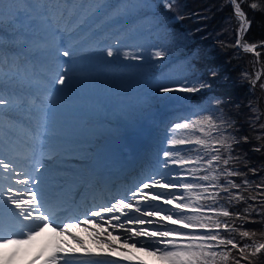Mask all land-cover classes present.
<instances>
[{
	"label": "snow or ice",
	"instance_id": "obj_1",
	"mask_svg": "<svg viewBox=\"0 0 264 264\" xmlns=\"http://www.w3.org/2000/svg\"><path fill=\"white\" fill-rule=\"evenodd\" d=\"M228 2L239 21L235 46L253 53L259 63L261 52L257 47H264V41L257 45L241 39L251 25L242 8L245 0ZM173 3L174 0H164V7L171 9ZM98 6L99 0H0V40L5 38V23L14 29L12 39L23 36L25 40L28 38L23 31L25 23L28 27H33L38 21L48 25L56 70L45 91L54 95L71 86L77 59L75 47L63 39L58 17L62 19L69 13L85 9L92 11ZM112 7L116 8L117 15L123 14L129 8L128 0H121ZM249 7L262 9L256 2L250 3ZM16 24L21 28L15 29ZM78 27L82 28L83 24ZM135 47L123 45L118 39L115 45L100 48L99 55L109 62L123 58L148 63L143 51H137ZM2 48L0 44V50ZM122 48L127 50L122 51ZM164 56L163 49L151 53V57L156 59ZM60 57L68 59L61 61ZM244 75L255 87L262 72L256 71L254 77L247 73ZM56 85L62 87L56 88ZM210 87V83L197 77L175 87L160 84L156 92L164 96L191 94ZM260 87L264 89V83ZM221 103V100H215L212 114L197 116L195 120L184 117L181 118L183 122L171 124L167 130V147L162 153L161 170L154 171L134 188L127 189L107 203L85 208L81 216H69L64 214V205L69 199L75 203L80 194L79 190L72 193L69 187L77 181L66 173H74V170L55 163L61 157L56 147L48 143L47 113L51 106L45 108L43 100L32 101L29 111L36 114V121L30 136V154L21 162L11 152L5 153L0 148V264H17L26 246L46 229L78 239L69 228L90 223L100 229L96 239L107 243L112 252L120 249L107 236L116 232L114 240L119 241L123 237V242H131V247L139 244L156 256L159 264H254L255 258L264 254V232L257 238L255 231L244 228V223L256 222L250 219L248 210L253 209V205L249 204L244 213L230 211V208L234 203L245 201L243 192H254L247 200L258 202L264 208V177H260L258 183L250 181L247 172L235 166L242 157L233 155L234 145L246 144L249 138L243 136L238 139L231 131L235 127L233 122L223 115H214L220 111ZM11 105L12 101L0 95V114ZM251 111L255 114L251 126L255 128L264 113L255 107ZM259 128L262 131L256 140L264 141V123H259ZM262 149L264 143L255 146L253 151L261 152ZM248 171L253 176L258 175L256 167H250ZM234 177L243 179L237 183ZM256 214L264 216V212ZM237 220L242 223L238 225ZM79 242L83 245V241ZM85 252L86 255H77L75 250L69 253L61 244H56L28 264H35L36 260H41V264H120L121 260L130 259L126 255L114 259L110 253L92 254L87 249Z\"/></svg>",
	"mask_w": 264,
	"mask_h": 264
},
{
	"label": "rangeland",
	"instance_id": "obj_2",
	"mask_svg": "<svg viewBox=\"0 0 264 264\" xmlns=\"http://www.w3.org/2000/svg\"><path fill=\"white\" fill-rule=\"evenodd\" d=\"M78 2H82V0H78ZM120 2L121 0H99V6L94 7L92 11L85 9L76 13H69L62 19L58 17L64 41L74 46L77 50L73 77L76 76L75 72L77 71L83 75L96 73L102 86V89L97 92L85 91L77 93L71 87L66 88L64 91L58 92V97L63 98L62 102L56 101L55 103L54 101L48 104L45 100L44 83L41 82V85H39L40 82L37 83L32 81L34 79H28L25 73L21 71L25 65H29V57L37 60L42 55L47 56L50 61L40 58L49 67L48 70L56 66L51 55V30L46 29L44 27L45 24L39 21L33 27H28L27 23H25L23 31L27 33L28 38L25 40L21 36L12 39L14 29L5 23V38L0 40V44L5 46L4 49L0 50V81L9 79L17 90H2L0 88V95L9 99L8 94L24 93L27 101H21L18 98L15 100L20 105L12 102L15 105L3 109V111L8 109L17 110L12 111V115L7 114L4 116L5 118L2 120L0 146L6 147L10 143L16 144L17 142L22 144L31 143L30 136L33 128L30 126L35 124L36 114L29 111L31 105L29 102L43 100L45 108L51 106V111L47 113L48 143L56 147L60 157L65 156L67 158L64 162L66 168L72 170L84 169L85 163L93 157H97L105 148L104 145L114 146L121 143L123 137L121 134H128L131 124L138 121L144 128L142 132L141 129L137 130L140 131V145H142L140 148L143 149L145 147L147 149L149 146L150 150L147 151V156L144 159L147 166L144 165V171L137 172L140 177L135 181V184L148 176L151 170H161L162 153L167 147L166 136L168 135V128L174 122H181V118L194 114L196 105L191 102L189 94L185 93L168 94L164 96L165 98L158 106L143 114H134L131 105L138 103V100L142 102L150 100L149 94L160 84L175 87L185 80H194L199 76V73L197 77L185 76L184 69L178 66L179 60L171 64L167 63L171 55H165L159 59L151 57L152 52L162 49L159 41L162 33L152 25L150 18L139 14L151 13L157 9L159 3L164 5V0H128L129 8L127 12L117 15L116 8L112 7V5H118ZM81 23L83 24L82 28L78 27ZM20 28V24L15 25V29ZM70 33L71 39L69 38ZM57 39H60V37H57ZM118 39L123 45L138 46L135 47V50H142L143 54L148 58V63L127 61L123 60V58L109 62L99 55L100 48L107 45H115ZM83 44H87V47ZM172 44V41L165 40L166 47ZM83 47L85 50L80 51ZM92 47L94 49L90 50ZM121 50L127 49L122 48ZM44 52H47V55L43 54ZM182 53L176 52L175 54L181 55ZM9 54L24 56L23 60L19 59V67L21 69H15L10 65ZM60 60L62 61V57H60ZM158 67V72L154 73V69ZM256 71L260 70L255 66L247 74L254 77ZM42 72L48 75V71ZM171 78L173 81H171ZM148 82L151 83L146 86ZM248 82L250 89L255 93L254 87L249 80ZM60 87L62 86L58 85V88ZM33 93H37V95H33ZM69 93L71 95L77 94L79 99L71 100L70 106H60L62 103L70 101L69 96L71 95ZM30 94L37 97H30ZM171 100L180 102L181 112L170 117L166 122L153 126L155 123L152 120L161 113L165 103ZM98 103L105 105L102 111L98 110ZM83 106L89 107L90 111L85 119L80 116ZM93 114L100 115L102 119L99 121L95 120ZM62 122H72L75 125L69 127L70 125ZM79 148L90 150V156L87 155V157L80 153H75V149L78 150ZM60 159L55 162H59ZM66 174L69 175V173ZM128 184H131L130 181H128ZM88 227L89 224L87 226L83 224L81 231L72 233L77 238L78 235L84 236L81 240L85 245H76L78 248L83 249L87 247L88 243L93 244L92 239L89 238ZM67 237L69 240L74 241L72 245L79 242L69 235ZM69 246L67 244V247ZM76 246L74 245L72 248ZM118 248L120 251L110 252L112 258L119 259L125 255L130 258L129 260H121L120 264H142V262H145V264H159L156 256L151 255L150 251L137 247L129 248L128 246ZM93 252L94 254H100V251L97 250Z\"/></svg>",
	"mask_w": 264,
	"mask_h": 264
},
{
	"label": "trees",
	"instance_id": "obj_3",
	"mask_svg": "<svg viewBox=\"0 0 264 264\" xmlns=\"http://www.w3.org/2000/svg\"><path fill=\"white\" fill-rule=\"evenodd\" d=\"M252 2L261 4L262 9H250L249 4ZM242 8L251 20L250 27L241 38L242 42L260 45L264 41V0H245ZM149 16L156 26L164 30L161 44L165 54L171 55L176 52L184 54L190 51L191 55L186 59H180L178 66L186 69V75L199 73V77L211 84L210 88L190 94L194 101H198L205 108L189 119L195 120L197 116L212 114V109L216 107L215 100H221L220 111L215 112L214 115H223L225 119L233 122L235 127L231 131L238 139L243 136L249 138L246 144L242 142L234 145L233 155L242 157L235 166L240 171L247 172V178L250 181L258 183L259 178L264 177V149L261 152H255L253 148L264 143V141L256 140V136L262 131L259 123H264V115L253 128L251 125L255 114L251 108L255 107L258 112L264 113V89L260 87V84L264 83V47H257V51L261 52L259 63H257V57L253 53L244 52L241 47L235 46L239 21L228 0H174L171 9L159 4ZM166 39L173 44L166 47ZM255 66L259 68L262 75L261 80L254 87V93L244 74L250 72ZM213 72L215 76L212 75ZM164 98V95L154 89L151 100L140 101L133 111L145 112ZM250 167L258 169L257 176H253L248 171ZM233 179L240 183L243 177ZM250 194L255 193L243 192L245 201L239 204L234 203L230 211L244 213L248 205L252 204L255 211L248 210L251 213L250 219L256 222L244 223V228L255 231L259 238V234L264 232V216L256 213L264 212V208H261L258 202L247 200ZM223 202L222 200L221 203ZM236 223L239 225L242 221L237 220ZM236 238L240 239L239 236ZM254 264H264V254L255 258Z\"/></svg>",
	"mask_w": 264,
	"mask_h": 264
},
{
	"label": "bare ground",
	"instance_id": "obj_4",
	"mask_svg": "<svg viewBox=\"0 0 264 264\" xmlns=\"http://www.w3.org/2000/svg\"><path fill=\"white\" fill-rule=\"evenodd\" d=\"M44 27L48 30H51L48 27V25H46V24L44 25ZM9 56L16 57L14 54H11ZM83 56H85V55H83ZM54 73L55 72H53L52 75ZM75 74H76V76L73 77V80L71 81L70 87L73 88L77 93L85 92V91L97 92V91H100V89H102V86L100 84V79L97 77L96 73H91L89 75H83L82 73L77 71V72H75ZM69 94L71 95V93H69ZM45 98H47L48 103H49L50 98L52 99L51 102H53L54 100L62 102V100H63V98L58 97V93H55L53 95V94L47 92L45 94ZM76 98L79 99V96L77 94H73V95L69 96L70 101H68L67 103H62L60 106H67V105L70 106L71 100L75 101ZM81 103H82V101H81ZM179 103H180L179 101H175V100H171L169 102H166L165 105L162 107V109L160 108L161 113L156 118H154L152 120L155 123L153 126H156L159 123L166 122L170 117H173L176 114L180 113L181 107L179 106ZM97 106H98L97 107L98 110H100V111H102L103 108L105 107V105H103L101 103H98ZM89 113H90L89 107L83 106V110H82V113L80 114V116H81V118L85 119V118H87V116H88L87 114H89ZM93 117L95 118V120H98V121L102 119L100 115L93 114ZM62 123L70 125L69 127H73L75 125L72 122H62ZM115 147L116 146L105 145V148L99 153V155L97 157H95L92 160L87 162V165H86L87 169L92 170L94 168H102L105 166H110V167L114 168L117 173L125 174L127 176L126 179H124V184H126V182L128 180H130L131 182H134L138 177H136L135 174H131L129 171L126 174L127 168H125V167L126 166L131 167V165H134V171L133 172H136L138 170H140V171L145 170L144 165H145L146 161L144 159H138V160L134 161V159H136V157L134 156V152H136L141 147L140 136L139 135L135 136L134 141L129 146L124 145V143L118 144L117 148H119V150L114 152ZM144 149L145 148H143L142 152H145ZM120 150H124V151L120 152ZM74 152L80 153L81 155H84V156H87V155L90 156V150H88L87 148H79L78 150L75 149ZM66 159L67 158L65 156H62L60 161L56 162V163H58L62 167L66 168V166L64 165V162L66 161ZM75 163H78V162H75ZM116 164H118L120 166V168L119 167H118V169L115 168L114 166H116ZM80 172L78 175H76L77 172L74 170V173L69 172V176H74V178H79V176H81ZM153 172H154V170L153 171L151 170L148 175H151ZM104 200H105L104 203H107L109 201V199H107V197ZM92 201H94V200H92ZM92 201H89L88 204H90ZM82 229H83V224H79V226L70 227L69 231H71V233H74L75 231L79 232ZM87 229L90 232L89 238L92 239L93 244L88 243L87 247H85L83 249L78 248L76 246V245H81L80 242L74 243V245L76 247L72 248V246H74V245H72V242H74V241L69 240V238L67 237V234H57L56 232H53L50 229H46L44 233H41L40 236H38L32 242V244L26 246V251L23 252V254L21 255V257L19 259L24 261L28 256H30L31 254L26 255L30 252L29 250H33V253L36 252L38 249V245L41 243V240L46 235H50L52 241L56 242L57 244H61L69 253H72L73 250H75V254H77V255H86L87 253L85 252V249H87L88 253L94 254L93 251L97 250V251H100V255H108V253L111 252V250L108 247V244L103 243L101 240L96 239V233L100 232V229L98 227H96L95 224H91V223L89 224V227ZM109 231H111V229H109ZM117 234L118 233L113 232L112 236H107V234L105 233V236H107L108 240H113V243L116 244L118 247H127L128 246L129 248H131V246H130L131 242H129L128 244H125L123 242V237H121V239L119 241L114 240L113 237L116 236ZM81 238H84V236L78 235V239H76V241H82ZM67 244L70 245L69 246L70 249H67ZM83 245H85L84 242H83ZM135 247L142 249L139 244H137ZM19 259L17 260V262L19 261Z\"/></svg>",
	"mask_w": 264,
	"mask_h": 264
}]
</instances>
